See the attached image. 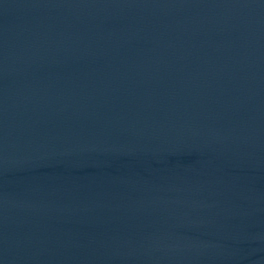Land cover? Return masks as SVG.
<instances>
[{
  "label": "water",
  "instance_id": "water-1",
  "mask_svg": "<svg viewBox=\"0 0 264 264\" xmlns=\"http://www.w3.org/2000/svg\"><path fill=\"white\" fill-rule=\"evenodd\" d=\"M0 264H264V0H0Z\"/></svg>",
  "mask_w": 264,
  "mask_h": 264
}]
</instances>
